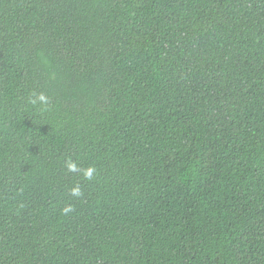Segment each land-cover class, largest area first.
<instances>
[{
    "label": "trees",
    "instance_id": "trees-1",
    "mask_svg": "<svg viewBox=\"0 0 264 264\" xmlns=\"http://www.w3.org/2000/svg\"><path fill=\"white\" fill-rule=\"evenodd\" d=\"M0 264H264V0H0Z\"/></svg>",
    "mask_w": 264,
    "mask_h": 264
},
{
    "label": "clouds",
    "instance_id": "clouds-1",
    "mask_svg": "<svg viewBox=\"0 0 264 264\" xmlns=\"http://www.w3.org/2000/svg\"><path fill=\"white\" fill-rule=\"evenodd\" d=\"M38 100H39L40 102H42V103H46V102H47L46 97L43 96V95L38 96ZM31 102H32V103H36V100H33V101H31ZM68 167H69L70 169H72V170H75V169H76V166H75L74 164H69ZM91 173H92V170H91V169H89V170L85 173L86 176H87V178H89V179L91 178ZM71 194H72L73 196H79V195H81L80 190H79L78 187H77V188H73V189L71 190ZM63 211H64L65 213H68V212L72 211V209H71V207H66V208L63 209Z\"/></svg>",
    "mask_w": 264,
    "mask_h": 264
}]
</instances>
